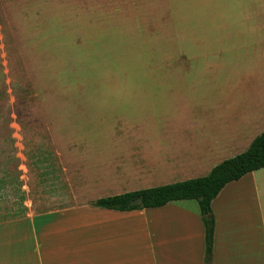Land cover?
Returning a JSON list of instances; mask_svg holds the SVG:
<instances>
[{
  "label": "rangeland",
  "instance_id": "rangeland-1",
  "mask_svg": "<svg viewBox=\"0 0 264 264\" xmlns=\"http://www.w3.org/2000/svg\"><path fill=\"white\" fill-rule=\"evenodd\" d=\"M234 102L264 106V0H0L4 232L19 220L26 253L46 244L49 218L26 216L61 206L55 183L82 184L86 153L96 178L129 133L156 142Z\"/></svg>",
  "mask_w": 264,
  "mask_h": 264
},
{
  "label": "crops",
  "instance_id": "crops-1",
  "mask_svg": "<svg viewBox=\"0 0 264 264\" xmlns=\"http://www.w3.org/2000/svg\"><path fill=\"white\" fill-rule=\"evenodd\" d=\"M228 104L217 103L212 117L173 119L156 142L132 131L133 143L107 154L105 161L98 158L103 174L96 178L86 153L82 184L75 189L70 180L55 183L49 201L61 206L26 216L33 221L49 218L38 231L46 244L26 253V246L20 245L24 233L20 235L19 220H13L12 232L3 228L10 219L0 221V264H264V167L227 183L213 199L210 262L205 260V226L197 200L129 211L92 204L101 197L205 176L221 161L245 151L264 131V106ZM6 173L0 178L3 200L10 185ZM77 195L89 201L68 205ZM0 209L8 215L9 203Z\"/></svg>",
  "mask_w": 264,
  "mask_h": 264
},
{
  "label": "trees",
  "instance_id": "trees-1",
  "mask_svg": "<svg viewBox=\"0 0 264 264\" xmlns=\"http://www.w3.org/2000/svg\"><path fill=\"white\" fill-rule=\"evenodd\" d=\"M263 167L264 131L253 139L245 151L221 161L205 176L101 197L92 204L103 208L129 211L158 207L175 200H197L205 226V260L210 262L215 232V219L211 207L213 199L227 183ZM138 198H142V202L134 203L133 201Z\"/></svg>",
  "mask_w": 264,
  "mask_h": 264
},
{
  "label": "water",
  "instance_id": "water-1",
  "mask_svg": "<svg viewBox=\"0 0 264 264\" xmlns=\"http://www.w3.org/2000/svg\"><path fill=\"white\" fill-rule=\"evenodd\" d=\"M133 202L134 203H140V202H142V198L135 199Z\"/></svg>",
  "mask_w": 264,
  "mask_h": 264
}]
</instances>
